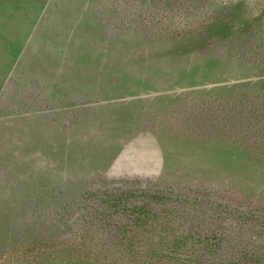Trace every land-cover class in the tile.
I'll use <instances>...</instances> for the list:
<instances>
[{"label":"rangeland","instance_id":"1","mask_svg":"<svg viewBox=\"0 0 264 264\" xmlns=\"http://www.w3.org/2000/svg\"><path fill=\"white\" fill-rule=\"evenodd\" d=\"M262 215L264 0H0V264H264Z\"/></svg>","mask_w":264,"mask_h":264},{"label":"trees","instance_id":"2","mask_svg":"<svg viewBox=\"0 0 264 264\" xmlns=\"http://www.w3.org/2000/svg\"><path fill=\"white\" fill-rule=\"evenodd\" d=\"M260 218L263 220L264 219V215H262ZM203 245L206 246V247H208V248H210V249L213 246H215L213 243H209V242H207L206 244L204 243ZM170 246H171V248H169V249L167 248L165 252L174 253L175 252L174 250L176 248H178L179 246H181V245H175V246L174 245H170ZM126 253H127V255H130L129 252H126ZM243 255H244V253H242V252L239 253L238 257H234L233 255H230V258H231L230 264H258V262L256 260H253L252 258L249 259V257L251 255L246 254V256L242 257ZM148 260L149 261H152V260H155V259H153L152 258V255H151ZM163 260H165V258L162 257L160 259V261H158V263L161 262V261H163ZM172 260L173 261H176V263H174V264H180V263H178V260H174V258H171V257H169L168 260H165V261H167L168 263H170ZM147 264H154V263L147 262Z\"/></svg>","mask_w":264,"mask_h":264}]
</instances>
